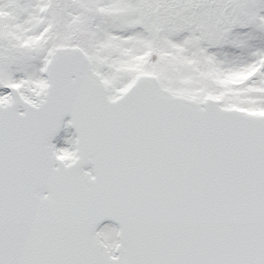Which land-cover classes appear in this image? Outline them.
<instances>
[{
	"label": "snow or ice",
	"instance_id": "6c2138e0",
	"mask_svg": "<svg viewBox=\"0 0 264 264\" xmlns=\"http://www.w3.org/2000/svg\"><path fill=\"white\" fill-rule=\"evenodd\" d=\"M0 264H264V0H0Z\"/></svg>",
	"mask_w": 264,
	"mask_h": 264
}]
</instances>
